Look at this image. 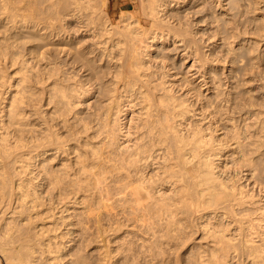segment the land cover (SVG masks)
I'll list each match as a JSON object with an SVG mask.
<instances>
[{"label":"bare ground","instance_id":"bare-ground-1","mask_svg":"<svg viewBox=\"0 0 264 264\" xmlns=\"http://www.w3.org/2000/svg\"><path fill=\"white\" fill-rule=\"evenodd\" d=\"M0 1V264H61L66 244L56 239L92 219L87 201L114 204V231L144 227L173 249L188 228L200 232L208 245L194 264H264V119L245 109L260 104L218 92L192 102L188 82L181 97L167 81L176 75L167 59L148 64L153 45L171 40L213 85V62L226 59L216 34L231 9L261 0H137L115 24L103 0H52L50 21ZM51 38L52 55L37 45ZM13 65L21 75L6 98Z\"/></svg>","mask_w":264,"mask_h":264},{"label":"rangeland","instance_id":"rangeland-1","mask_svg":"<svg viewBox=\"0 0 264 264\" xmlns=\"http://www.w3.org/2000/svg\"><path fill=\"white\" fill-rule=\"evenodd\" d=\"M105 1V2H104ZM138 6L137 0H103L107 5L106 12L111 16L113 24H115L122 10H133V5L131 2ZM223 7L226 8L228 0H220ZM232 2V0H230ZM256 1V0H255ZM259 5H253L245 1L243 6L236 10L231 9L229 13L232 19H229L230 25L229 29L222 33L216 34L217 38H223L221 40L211 39L215 46L220 45V55L226 57L225 63L221 61H214V73H217L214 79V84L210 83L203 85L202 78L195 74L196 68H189L191 60L185 59L175 53L174 48L170 44L171 40L165 43H157L153 45V49L149 52V62L152 66L158 63V58L167 59L170 71L167 73L174 74L170 78H166L170 83L175 84L174 88L178 95L183 97L186 92L183 80L188 82L187 88L190 90L187 98L189 100L196 101L197 99L202 102L204 97L211 96L213 92H218L219 94H226L230 98H233L235 102H239L242 107L250 102L259 103L260 106L245 108L248 113H253L259 110L261 115L259 118L264 119V17L259 13L264 14V0ZM6 4L14 8L17 13L23 14L29 11H34L38 13V18L43 19V21H50L52 19V0H4ZM100 3H103L102 0ZM127 3V4H126ZM2 1H0V5ZM248 5V6H247ZM121 6V7H120ZM254 7H260L261 9H253ZM223 11L217 10L215 13L209 11L213 17L217 18ZM226 18H230L228 15ZM252 19H262L260 23L258 22L255 27H262V29L252 30L250 27L252 24H248V20ZM227 20V19H226ZM219 21H215L212 25L216 27ZM263 25V26H262ZM1 26V23H0ZM23 39L28 33L18 34ZM201 36V35H199ZM197 36V38L199 37ZM176 46L179 42H176ZM46 44L48 52L52 55V38L46 42H39L37 45ZM201 45H203L201 43ZM158 48H157V47ZM156 47V48H155ZM178 49L181 46H177ZM155 48V49H154ZM181 49V48H180ZM20 50H22L20 48ZM205 50V48L203 49ZM218 50V49H217ZM176 54V55H175ZM208 54V52L206 53ZM151 56V57H150ZM157 57V58H156ZM183 57V59L181 58ZM181 60V61H180ZM221 62V63H220ZM97 63V62H96ZM100 66V64H99ZM176 66V67H175ZM222 68H224L222 70ZM225 69H232V73L227 74ZM18 65L8 66L6 69V86H9L8 92L5 95L6 98L9 94H13V90L18 82L21 72L18 71ZM222 72V73H220ZM208 75V74H207ZM207 79V76H205ZM207 81V80H206ZM201 83V87L198 85ZM5 86V87H6ZM36 86L35 90H40L42 85H32ZM215 87V88H212ZM209 88V90H205ZM45 95L36 96L34 102L37 104H43L44 112L49 111V106L45 105ZM7 100V99H5ZM4 105L7 101H4ZM198 103V102H197ZM245 104V105H244ZM262 105V106H261ZM237 116V115H235ZM245 116V115H244ZM238 122L240 120L237 119ZM243 124V122L241 123ZM253 120H247L246 125L249 132H253L252 129ZM245 125V124H244ZM261 153L262 163H264V146L259 150ZM115 185V183H114ZM114 193V191L112 192ZM115 196L113 195V198ZM113 199L108 202L111 203ZM59 206V204H54ZM87 208L85 212L92 216V219H86L82 217L81 224L75 226L76 229L71 228V234L56 241L60 243L62 241L66 244L65 251L62 253L61 264H71L72 259H79L82 264H194V259L191 256L195 252L196 248L199 246L208 245V241L200 239V232H195L192 228L187 229V234H182L178 239L183 242L179 248L173 249L168 246L163 239L158 235L159 233H153L151 230L142 228H130V223H124V226L118 230L114 231V221L116 218L117 209L112 206H108L103 209L96 204L89 201L86 202ZM258 207L264 208V201H259ZM106 211V212H105ZM99 217V218H98ZM53 222V219H52ZM264 226V222L262 223ZM58 228L54 233H58L63 229V226H55ZM102 229V234L97 231ZM107 236L104 242V236ZM106 244V245H104ZM191 247L190 252H188ZM161 248L165 250L162 254ZM185 258V261L183 260Z\"/></svg>","mask_w":264,"mask_h":264}]
</instances>
